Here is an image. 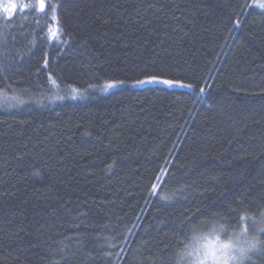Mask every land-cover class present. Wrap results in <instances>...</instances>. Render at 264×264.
<instances>
[{
	"label": "trees",
	"instance_id": "1",
	"mask_svg": "<svg viewBox=\"0 0 264 264\" xmlns=\"http://www.w3.org/2000/svg\"><path fill=\"white\" fill-rule=\"evenodd\" d=\"M259 2L47 0L10 23L0 11V88L25 101L0 103V264H176L193 226L264 211ZM153 65L209 90L53 99Z\"/></svg>",
	"mask_w": 264,
	"mask_h": 264
},
{
	"label": "clouds",
	"instance_id": "2",
	"mask_svg": "<svg viewBox=\"0 0 264 264\" xmlns=\"http://www.w3.org/2000/svg\"><path fill=\"white\" fill-rule=\"evenodd\" d=\"M216 251L217 259L211 255ZM264 250V239L256 231L247 234L219 221L207 220L190 229L176 251V264H248L249 257Z\"/></svg>",
	"mask_w": 264,
	"mask_h": 264
},
{
	"label": "snow or ice",
	"instance_id": "3",
	"mask_svg": "<svg viewBox=\"0 0 264 264\" xmlns=\"http://www.w3.org/2000/svg\"><path fill=\"white\" fill-rule=\"evenodd\" d=\"M245 6H247V5H245ZM258 6L261 8H264V0H260ZM49 7H51L52 12H53L52 19L55 20L56 19L55 11H56L57 5L56 4H50ZM39 8L41 11H43L45 9V0H39ZM17 10L18 9L16 8V6H13L11 9V11H13V13H15V11H17ZM2 11L4 13H7L10 11V9L9 8H3ZM157 11L159 12V11H161V9L158 8ZM12 18L13 17H7L6 22L10 23ZM0 19H5V17L0 16ZM104 23L107 24V23H109V21L105 20ZM236 25L239 26L240 21H237ZM56 35H57L56 32H52V36H56ZM44 64L47 67V65H48L47 59H45ZM138 71L140 72V76L132 79L130 84H129L128 78H123V79L117 78V79H113L109 82H105L102 85L96 84V83H88L87 87L83 88L82 90L80 88H74V87H71L69 85L68 87L71 89L70 93H68L66 95L54 96L53 99H55V100H64L66 98H70L72 100L84 99V98H86V96H88L89 94H91V92H93L95 90H99L102 92H108L110 89L124 88L127 86H130L132 88H141L145 85H150V84H162V85L167 86V88H169V89H173V88H186L189 90L198 89V92L200 94H203L206 91H208L209 87H210V85H208L207 81L204 82L203 86H198V84L194 80L189 81V82H185V80L183 78H177L174 76H166L165 75L166 69L161 68L159 71H156L154 65L152 66L151 72L147 71V66L145 69H138ZM49 80H50L52 85L59 87V85L57 84V81L55 79H52L51 74L49 75ZM4 94H5L4 90L2 88H0V95H4ZM12 99L18 100V103H20V104L25 103V101L23 99H18L16 96H13ZM90 134L91 133L88 132L87 130L84 131L85 136L90 135ZM115 163H116L115 161H112L111 163H109L107 165V170L110 171L115 166ZM159 179H160V177H157V180H159ZM184 187L185 186L182 185L179 190L182 191L184 189ZM152 189L156 190L157 185L153 184ZM154 194L160 195L159 192H154V191L149 192V195H154ZM160 199L161 200H169L170 197L166 196V195H160ZM240 219L250 221V223H245L242 227H240L244 234H247V232L249 230H253L259 234V238L264 239V238H262V235H264V211L259 212L258 216H241ZM205 221H207V220H205ZM181 223H183V221H181ZM256 253H260V256L257 257L258 259L264 260V250L258 251ZM256 253H254V254H256ZM210 254L213 255L214 257H216L217 259H219V257L216 256L215 250H211ZM252 259H253V256L249 257V261H251ZM54 264H56V262H54Z\"/></svg>",
	"mask_w": 264,
	"mask_h": 264
},
{
	"label": "rangeland",
	"instance_id": "4",
	"mask_svg": "<svg viewBox=\"0 0 264 264\" xmlns=\"http://www.w3.org/2000/svg\"><path fill=\"white\" fill-rule=\"evenodd\" d=\"M46 3H47V0H45V9H46ZM13 6H16V8L18 9L17 11H15V13H13V11H11ZM32 6H36L38 8V10L41 11L39 8V0H36V1H33V0H0V11L3 14H5L7 17H14L18 13H23V12L29 10ZM3 8H9L10 11L7 13H4L2 11ZM43 11H41V12H43ZM52 32H56L57 35L52 36ZM50 34H51L52 39H58L59 38V29L57 26L56 19L54 20V26L52 27ZM110 90H112V89H110ZM12 100L13 99H11V97H9V96L0 95V103H2V102L10 103Z\"/></svg>",
	"mask_w": 264,
	"mask_h": 264
}]
</instances>
